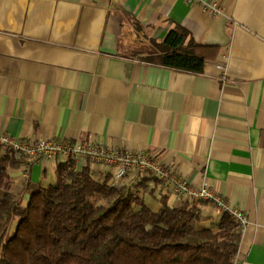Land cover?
<instances>
[{"label": "crops", "instance_id": "crops-1", "mask_svg": "<svg viewBox=\"0 0 264 264\" xmlns=\"http://www.w3.org/2000/svg\"><path fill=\"white\" fill-rule=\"evenodd\" d=\"M201 1L0 0V137L149 151L244 212L235 264H264V0ZM136 23L158 41L181 26L218 57L199 74L129 57L144 44ZM63 162L10 170L12 192L56 185ZM92 171L112 182L105 167ZM144 179L156 212L164 196L171 207L193 201L143 173L121 183ZM201 211L208 226L222 213L206 202Z\"/></svg>", "mask_w": 264, "mask_h": 264}, {"label": "trees", "instance_id": "trees-1", "mask_svg": "<svg viewBox=\"0 0 264 264\" xmlns=\"http://www.w3.org/2000/svg\"><path fill=\"white\" fill-rule=\"evenodd\" d=\"M143 46L129 57L190 73H202L218 48L197 43L181 26L163 41L139 24ZM23 164L0 147V264H235L242 233L221 213L205 224L201 202L171 207L162 197L155 211L141 192L147 179L114 186L95 178L92 167L74 161L58 165V181L44 187L31 180L22 195L12 192L10 170Z\"/></svg>", "mask_w": 264, "mask_h": 264}, {"label": "built area", "instance_id": "built-area-1", "mask_svg": "<svg viewBox=\"0 0 264 264\" xmlns=\"http://www.w3.org/2000/svg\"><path fill=\"white\" fill-rule=\"evenodd\" d=\"M188 1L202 2L201 0ZM208 9L213 13H219L218 8L208 7ZM0 147L3 154L10 153L15 159L22 160V166L25 169L59 158L74 161L76 170H82L88 166L105 167L112 173L111 184L118 187L122 186V179L130 172L143 173L161 182L168 195L190 197L193 200L215 205L222 213L232 217L241 233L248 226L245 213L235 209L223 196L216 194L206 184L193 187L188 179L174 173L168 165L156 159L149 151L117 150L100 143L56 141L53 138L27 141L7 135L0 137Z\"/></svg>", "mask_w": 264, "mask_h": 264}, {"label": "rangeland", "instance_id": "rangeland-1", "mask_svg": "<svg viewBox=\"0 0 264 264\" xmlns=\"http://www.w3.org/2000/svg\"><path fill=\"white\" fill-rule=\"evenodd\" d=\"M127 41L130 42V43H134V38L132 37H127ZM3 154V153H2Z\"/></svg>", "mask_w": 264, "mask_h": 264}]
</instances>
